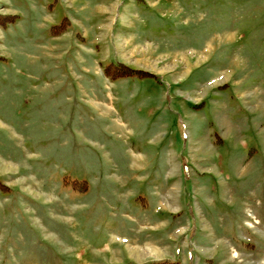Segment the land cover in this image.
Listing matches in <instances>:
<instances>
[{
  "label": "rangeland",
  "instance_id": "1",
  "mask_svg": "<svg viewBox=\"0 0 264 264\" xmlns=\"http://www.w3.org/2000/svg\"><path fill=\"white\" fill-rule=\"evenodd\" d=\"M159 263L264 264V0H0V264Z\"/></svg>",
  "mask_w": 264,
  "mask_h": 264
},
{
  "label": "crops",
  "instance_id": "2",
  "mask_svg": "<svg viewBox=\"0 0 264 264\" xmlns=\"http://www.w3.org/2000/svg\"><path fill=\"white\" fill-rule=\"evenodd\" d=\"M149 252L150 253H156V251H154L153 249L149 250ZM129 253L131 255L130 257H133V256L136 257L137 255H140V254L144 255L143 252L140 249H133V252H132V250H129ZM137 259H141V258L137 257Z\"/></svg>",
  "mask_w": 264,
  "mask_h": 264
},
{
  "label": "trees",
  "instance_id": "3",
  "mask_svg": "<svg viewBox=\"0 0 264 264\" xmlns=\"http://www.w3.org/2000/svg\"><path fill=\"white\" fill-rule=\"evenodd\" d=\"M6 19V18H5ZM53 31H54V29H53ZM53 31H52V33H53ZM117 69H118V71L120 70L118 67H116ZM122 71V72H121ZM120 71V73H121V76H122V73L124 72L123 70H121ZM124 75V74H123ZM159 264H164V263H159Z\"/></svg>",
  "mask_w": 264,
  "mask_h": 264
},
{
  "label": "bare ground",
  "instance_id": "4",
  "mask_svg": "<svg viewBox=\"0 0 264 264\" xmlns=\"http://www.w3.org/2000/svg\"><path fill=\"white\" fill-rule=\"evenodd\" d=\"M132 250V252H133V249H131ZM150 250V249H149ZM136 252V251H135ZM137 253V252H136ZM138 257H139V255H137Z\"/></svg>",
  "mask_w": 264,
  "mask_h": 264
}]
</instances>
